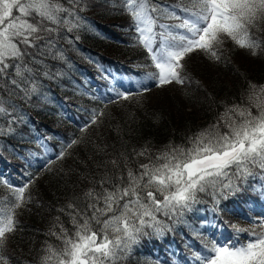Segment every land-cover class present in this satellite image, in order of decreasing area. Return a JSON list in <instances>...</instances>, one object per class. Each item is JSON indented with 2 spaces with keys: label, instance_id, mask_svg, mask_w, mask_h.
Returning <instances> with one entry per match:
<instances>
[{
  "label": "snow or ice",
  "instance_id": "snow-or-ice-1",
  "mask_svg": "<svg viewBox=\"0 0 264 264\" xmlns=\"http://www.w3.org/2000/svg\"><path fill=\"white\" fill-rule=\"evenodd\" d=\"M89 6V0H0V117H8V128H0V134L14 132L12 125L24 119L12 103L15 98L43 96L41 76L63 75L52 73L47 61L65 60L58 42L88 27L81 13ZM120 7L155 69L146 78L157 87L184 85L183 61L193 52L218 62L227 41L252 56L264 51V0H120ZM109 91L114 98L92 99L107 105L133 95ZM103 115L93 109L80 131L99 124ZM77 143L73 139L67 148ZM67 148L57 160L65 158ZM133 153L110 154L107 144L97 145L94 156L100 159L84 178L89 186L56 209L47 233L56 242L46 240L31 261L15 257L8 247L19 227L18 210L31 202L36 178L29 175L22 186L0 178L8 194L0 197V264H130L142 237L163 238L202 202V195L211 197L217 213L223 211L222 201L257 185L264 195V83L248 80L239 101L189 137L188 146L168 145L155 156L148 148ZM138 157L148 162L136 164ZM231 227L236 238L223 244L195 233L203 250L193 252L192 259L197 264H264V217L253 218L248 228ZM240 233L248 239L240 242Z\"/></svg>",
  "mask_w": 264,
  "mask_h": 264
},
{
  "label": "trees",
  "instance_id": "trees-1",
  "mask_svg": "<svg viewBox=\"0 0 264 264\" xmlns=\"http://www.w3.org/2000/svg\"><path fill=\"white\" fill-rule=\"evenodd\" d=\"M89 2L88 10L81 13L88 27L58 42L65 60L47 61L52 73L63 75L55 79L41 76L43 96L15 98L12 103L24 119L12 125L14 132L0 134V178L14 186H22L29 175L36 178L29 190L31 202L18 210L19 227L8 247L9 253L29 261L46 240L56 242L47 235L58 215L56 209L89 186L84 178L94 170V161L100 159L94 156L97 145L107 144L110 154L126 150L134 155L133 150L148 148L153 156L168 145L188 146L189 137L215 122L226 105L239 101L248 80L264 83V51L252 56L227 41L223 59L218 62L202 52L186 57L184 75L188 80L184 85L157 87L146 78L155 69L146 50L134 41L137 34L120 0ZM97 65L110 74L109 79L103 78ZM121 81L130 83L129 88H122ZM137 81H144L143 87H138ZM110 88L131 92L132 98L107 105L92 99L114 98ZM153 90L162 96L167 92L165 99L150 102L148 94ZM93 109L104 111L101 122L81 132ZM0 128H8V117H0ZM73 139L78 143L67 148ZM65 148V158L57 160ZM49 160L53 161L48 165L50 170L44 167ZM134 162L148 160L138 157ZM6 195L0 185V197ZM262 199L257 185L222 201L223 211L217 213L212 211L211 197L202 195V202L186 212L183 222L172 225L173 230L163 238L142 237L130 264H155L157 260L161 264H197L192 253L203 250V241L195 233L221 244L235 239L233 224L248 228L253 218L264 217L259 214L264 212V204H259ZM61 219L67 222L66 216ZM246 239V233L239 234L240 242Z\"/></svg>",
  "mask_w": 264,
  "mask_h": 264
},
{
  "label": "rangeland",
  "instance_id": "rangeland-1",
  "mask_svg": "<svg viewBox=\"0 0 264 264\" xmlns=\"http://www.w3.org/2000/svg\"><path fill=\"white\" fill-rule=\"evenodd\" d=\"M164 91V90H163ZM152 94H148V97H149V101L150 102H153V103H157V101L158 100H164L165 99V97H166V94H167V92H162L163 93V96L162 95H160V93L161 92H157V91H155V90H153L152 92H151Z\"/></svg>",
  "mask_w": 264,
  "mask_h": 264
}]
</instances>
